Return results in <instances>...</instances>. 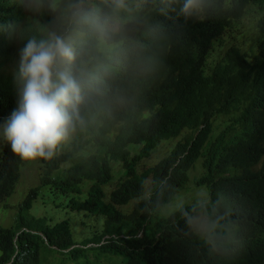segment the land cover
I'll use <instances>...</instances> for the list:
<instances>
[{"label": "trees", "instance_id": "trees-1", "mask_svg": "<svg viewBox=\"0 0 264 264\" xmlns=\"http://www.w3.org/2000/svg\"><path fill=\"white\" fill-rule=\"evenodd\" d=\"M182 3L142 1L140 17L128 26V55L81 112L77 130L86 131L94 150H84L75 136L70 149L40 159V183L18 202L13 223H0V264H40L43 246L61 254L58 264H264V0H202L191 18L181 13ZM250 4L259 10L262 36L252 60L231 46L207 66L214 42ZM39 15L43 26L52 20ZM29 18L18 0H0V125L17 107L13 68L21 45L7 26L19 22L21 30L39 34ZM219 113L232 118L212 136ZM185 129L191 133L138 172L159 141ZM133 144H141L135 154ZM199 158L203 172L195 183L207 187L208 200L162 213ZM112 162L123 173L106 196ZM20 166L1 141L0 202L14 192ZM42 190L55 208L101 216L103 230L77 240L67 218L51 222L32 214ZM133 199L132 210L123 212L120 206ZM196 212L208 220L204 234L190 228Z\"/></svg>", "mask_w": 264, "mask_h": 264}, {"label": "clouds", "instance_id": "clouds-1", "mask_svg": "<svg viewBox=\"0 0 264 264\" xmlns=\"http://www.w3.org/2000/svg\"><path fill=\"white\" fill-rule=\"evenodd\" d=\"M18 3L29 13L51 14L52 20L39 34L21 30L19 22L7 26L21 46L13 68L17 107L0 125V141L23 161L50 160L83 124L82 109L118 73L128 55V26L141 4L140 0ZM201 10L202 0H183L180 8L187 18Z\"/></svg>", "mask_w": 264, "mask_h": 264}, {"label": "rangeland", "instance_id": "rangeland-1", "mask_svg": "<svg viewBox=\"0 0 264 264\" xmlns=\"http://www.w3.org/2000/svg\"><path fill=\"white\" fill-rule=\"evenodd\" d=\"M142 1L143 0H140V4ZM140 15L141 13L139 11L137 17H140ZM29 16V19L34 24L38 25L40 28L43 27L44 22L42 21L39 14L29 13ZM258 16V8L255 5L250 4L239 19L232 20L229 26L226 27L223 34L220 36L219 40L214 42L211 55L209 56L206 65L212 66L231 46L236 47L240 53L248 55L249 60H252L253 54L256 53L258 43L262 37L256 26ZM231 118L232 114H217L213 118L212 136L224 129L225 126L230 123ZM189 133H191V131L185 129L177 137L166 138L159 141L150 155L148 157L142 158L139 161L137 164L138 172H141L144 168L153 166L155 163H157L169 153L177 141L182 140L183 136ZM75 136L77 137V143L81 144L84 150H94L88 141L89 136L86 131L76 130L69 140L60 146L57 153L70 149ZM140 146L141 144L130 145L129 150L132 154H135L138 152ZM63 165L67 166V164ZM202 172V158H199L195 162L194 166L189 170V179L184 188H182L179 192L180 194H177L171 202L167 203L163 207L162 213H170L182 204H198L208 200L209 194L207 187L205 185H198L195 183V179H197V177H199ZM122 173V165L119 162H112V178L107 183V185L104 184L105 186H103L106 196L108 195L109 190L114 187V184L121 180L120 178L122 177ZM41 174L42 165L40 163V159L36 161H23L21 159L20 179L16 185V188L9 198L0 202V223L3 226H9L13 223L18 202L24 197L30 187L40 183ZM150 187L151 177L149 176L145 182V194L148 193ZM84 188H86V186H84ZM50 199L51 195H49L46 190L39 192V196L34 202L31 213L34 215H45L51 222L60 220L62 218H67L71 225L73 237L77 240H80L84 237H91L93 234H99L103 230L104 225L101 216L88 214V212L84 210H65L63 208H55L53 202H51ZM62 199L63 196L58 197L55 201H60ZM136 200L133 199L129 203L120 206V208L125 213L129 212L132 210L133 204L136 202ZM207 223L208 220L206 216L202 212H198L192 216L190 228L198 234H204L207 229ZM113 257H116L115 259H120L119 256ZM60 258L61 254L50 247L43 246L40 249V264H58ZM106 262L107 264H112V259Z\"/></svg>", "mask_w": 264, "mask_h": 264}]
</instances>
